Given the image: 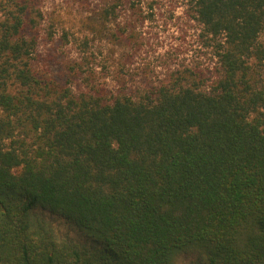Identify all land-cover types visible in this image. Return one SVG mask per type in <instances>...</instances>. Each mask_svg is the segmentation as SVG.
I'll return each instance as SVG.
<instances>
[{"label":"trees","instance_id":"16d2710c","mask_svg":"<svg viewBox=\"0 0 264 264\" xmlns=\"http://www.w3.org/2000/svg\"><path fill=\"white\" fill-rule=\"evenodd\" d=\"M190 6L215 77L133 96L85 50L64 82L40 73L37 0H0V264H264V0Z\"/></svg>","mask_w":264,"mask_h":264},{"label":"rangeland","instance_id":"374dc122","mask_svg":"<svg viewBox=\"0 0 264 264\" xmlns=\"http://www.w3.org/2000/svg\"><path fill=\"white\" fill-rule=\"evenodd\" d=\"M43 12L35 67L64 82L82 51L96 66L97 84L135 96L165 80L176 69L194 68L206 82L217 73V59L190 0H37ZM115 5V16L105 9ZM53 35H48V30ZM264 41V32L261 34ZM45 218L58 238L86 239L64 220ZM181 256L171 264H189Z\"/></svg>","mask_w":264,"mask_h":264}]
</instances>
